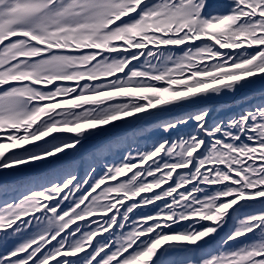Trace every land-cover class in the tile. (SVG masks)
I'll list each match as a JSON object with an SVG mask.
<instances>
[{
  "label": "snow or ice",
  "instance_id": "1",
  "mask_svg": "<svg viewBox=\"0 0 264 264\" xmlns=\"http://www.w3.org/2000/svg\"><path fill=\"white\" fill-rule=\"evenodd\" d=\"M257 86L264 0H0V264H264Z\"/></svg>",
  "mask_w": 264,
  "mask_h": 264
},
{
  "label": "rangeland",
  "instance_id": "2",
  "mask_svg": "<svg viewBox=\"0 0 264 264\" xmlns=\"http://www.w3.org/2000/svg\"><path fill=\"white\" fill-rule=\"evenodd\" d=\"M260 91H264V88H261L260 86H257V88L256 89H254V90H252V97L253 96H259L258 95V93H260ZM251 93H250V90L249 91H247V92H245V93H241V94H239L238 96H225V97H223L221 100H219V101H215V103H224V102H222L223 100L224 101H230V100H232V99H234V100H236L237 98H240V96H244V95H250ZM252 97L250 98V100H251V102H256L254 99H252ZM239 109L238 108H236V107H233L232 109H231V112H236V111H238ZM227 114H229V113H221V115L223 116V115H227ZM90 147V146H89Z\"/></svg>",
  "mask_w": 264,
  "mask_h": 264
}]
</instances>
